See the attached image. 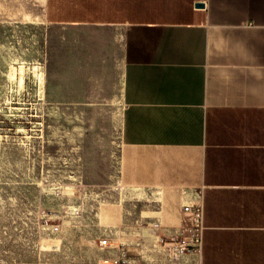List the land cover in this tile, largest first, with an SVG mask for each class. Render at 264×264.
I'll return each instance as SVG.
<instances>
[{"label":"crops","instance_id":"0c3cea01","mask_svg":"<svg viewBox=\"0 0 264 264\" xmlns=\"http://www.w3.org/2000/svg\"><path fill=\"white\" fill-rule=\"evenodd\" d=\"M42 17L69 29V67H99L122 102L118 182L150 200L118 258L264 264V0H43ZM198 189L201 249L173 261L155 243Z\"/></svg>","mask_w":264,"mask_h":264},{"label":"rangeland","instance_id":"374dc122","mask_svg":"<svg viewBox=\"0 0 264 264\" xmlns=\"http://www.w3.org/2000/svg\"><path fill=\"white\" fill-rule=\"evenodd\" d=\"M42 5L0 0V264H113L124 217L150 197L118 182L115 84L69 67V29L26 22Z\"/></svg>","mask_w":264,"mask_h":264},{"label":"built area","instance_id":"2783aa9c","mask_svg":"<svg viewBox=\"0 0 264 264\" xmlns=\"http://www.w3.org/2000/svg\"><path fill=\"white\" fill-rule=\"evenodd\" d=\"M192 202L182 206L184 219L178 227L173 228L158 247L163 255L177 261L183 258L185 253L199 252L202 246L203 232L205 229L203 213V192L198 189L193 193ZM57 229V226H54ZM113 264H131L129 258H116Z\"/></svg>","mask_w":264,"mask_h":264},{"label":"bare ground","instance_id":"6f19581e","mask_svg":"<svg viewBox=\"0 0 264 264\" xmlns=\"http://www.w3.org/2000/svg\"><path fill=\"white\" fill-rule=\"evenodd\" d=\"M43 20V17H41L39 14H36V15H34L33 17L32 16H26V22H32V23H35V22H41ZM21 67V66H20ZM36 67V66H35ZM35 67H34V69H35ZM15 68V67H14ZM37 69V68H36ZM20 70V69H19ZM22 70V69H21ZM41 70V69H40ZM39 71V70H38ZM14 74H15V72L13 71V69H12V71L10 72V74H9V76H10V78H12L13 76H14ZM37 74V77H38V79H39V81H40V83L42 82V80H43V72L41 71V72H38V73H36ZM17 79V78H16ZM18 81H19V83H22L23 82V75L22 74H20V76H19V78H18ZM40 83H39V85H40ZM23 84V83H22ZM42 95V94H41Z\"/></svg>","mask_w":264,"mask_h":264}]
</instances>
